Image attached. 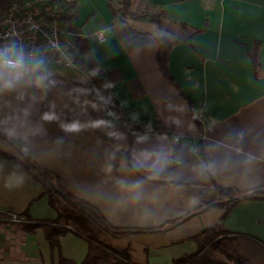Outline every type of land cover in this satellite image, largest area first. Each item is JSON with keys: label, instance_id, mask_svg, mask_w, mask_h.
I'll use <instances>...</instances> for the list:
<instances>
[{"label": "crops", "instance_id": "0c3cea01", "mask_svg": "<svg viewBox=\"0 0 264 264\" xmlns=\"http://www.w3.org/2000/svg\"><path fill=\"white\" fill-rule=\"evenodd\" d=\"M147 1L150 15L114 12L119 1L109 0H72L64 15L87 38L120 114L56 62L0 69V264H83L89 252L71 226L51 246L40 225L60 201L50 203L26 159L111 226L135 228L101 239L138 264H173L198 249L193 236L224 212L207 205L215 183L264 188V0ZM101 28L105 41L88 36ZM160 36L172 41V79L158 63ZM224 227L264 247V199L240 201Z\"/></svg>", "mask_w": 264, "mask_h": 264}, {"label": "trees", "instance_id": "16d2710c", "mask_svg": "<svg viewBox=\"0 0 264 264\" xmlns=\"http://www.w3.org/2000/svg\"><path fill=\"white\" fill-rule=\"evenodd\" d=\"M9 0H0V8L7 4ZM112 6V1L109 0ZM130 5V0H119L118 9L114 8V12L124 11ZM113 8V7H112ZM165 11H161L160 14L152 15L153 18H157L161 21V15L165 14ZM198 31V29H196ZM158 52L157 59L160 69L164 75L170 79L171 76L168 72V58L172 46L170 41L165 36L157 38ZM78 45L80 53L78 59L85 67L86 74L78 70H74L73 79L88 87L90 92L101 101L102 99L108 104L110 110L116 114L121 113V107L119 101L114 96L111 89L107 86L104 79V71L99 63L91 56V49L88 45V40L85 37H78ZM257 50L252 51V58L254 67L257 71L259 65ZM101 95V97H100ZM122 120L123 117L121 116ZM33 175L42 179L46 185L44 193L50 194V203L56 206V200L60 197L65 202V207H61L59 214L54 219H49L43 224H29L28 227L35 228L42 226L45 230L47 239L52 247H59L60 235L68 230L67 226H71L73 230L85 236L89 241V252L83 261V264H138L131 260L130 254L126 249L116 250L110 245L102 241L101 235L104 233H112L114 235L124 236L134 230L135 228H116L108 224L100 212L91 204L84 200L78 199L71 193L66 191L57 177L51 172L44 170L32 163L29 159L23 162ZM217 198L215 201L209 202L207 205H218L223 209L222 216L218 221L205 228L202 232L193 236L198 243V249L188 255H184L175 258L173 264H250L249 259L238 252L229 251L228 247L220 245L221 240H215L221 235H232V237L242 236L243 238L251 239L255 242H260L259 239L249 235H234L228 229L224 227V220L227 214L238 204L245 199L260 198L264 199V188L251 191H241L234 187H223L215 183ZM263 195H262V194ZM157 228H151V230ZM212 241V244H210ZM264 248V247H263ZM222 253L225 256L218 255ZM62 262H67L65 258H61Z\"/></svg>", "mask_w": 264, "mask_h": 264}, {"label": "built area", "instance_id": "2783aa9c", "mask_svg": "<svg viewBox=\"0 0 264 264\" xmlns=\"http://www.w3.org/2000/svg\"><path fill=\"white\" fill-rule=\"evenodd\" d=\"M72 0H9L0 8V69L22 71L34 62L53 61L86 74L78 37L64 22ZM88 36L99 42L107 39L106 29ZM174 141L178 136H172ZM11 219L20 220L17 214Z\"/></svg>", "mask_w": 264, "mask_h": 264}, {"label": "rangeland", "instance_id": "374dc122", "mask_svg": "<svg viewBox=\"0 0 264 264\" xmlns=\"http://www.w3.org/2000/svg\"><path fill=\"white\" fill-rule=\"evenodd\" d=\"M119 1V0H113ZM153 11H157L154 7V4L148 2L147 0H130V5L126 9H124L125 15L128 16H141V15H150ZM144 13V14H143ZM60 201L61 207H65V202L62 198H58ZM215 240H221L220 245L221 248L223 246L228 247L229 251L238 252L242 255L246 256L250 264H264V248L256 243L255 241L242 238V237H232V235H221L217 237ZM215 241H212V244ZM218 255H225L222 253H218Z\"/></svg>", "mask_w": 264, "mask_h": 264}]
</instances>
